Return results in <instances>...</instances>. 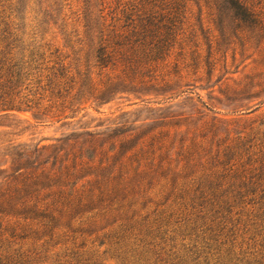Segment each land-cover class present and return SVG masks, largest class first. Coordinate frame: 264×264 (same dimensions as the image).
Returning <instances> with one entry per match:
<instances>
[{
  "label": "trees",
  "instance_id": "16d2710c",
  "mask_svg": "<svg viewBox=\"0 0 264 264\" xmlns=\"http://www.w3.org/2000/svg\"><path fill=\"white\" fill-rule=\"evenodd\" d=\"M48 1L55 10L69 5L63 3L69 0H16L15 4L32 2L39 8L36 16H44L46 12L40 9L47 10ZM226 4L239 13L254 14L243 0H226ZM76 5V21L82 31L70 46L76 48L73 56L64 55L59 48L51 51L48 43L41 42L43 38L37 39L41 19L35 18V25L25 32L20 24L23 18L15 23V16H7L0 28V113L53 108L73 112L90 100H103V93L115 83L167 87L170 80L156 72L168 57V48L160 41L151 44L143 40L155 15L149 14L144 21L111 15L107 23L103 9H97L94 0H76ZM92 66L115 74L102 81L99 72L96 80L91 76ZM98 141L94 136L86 139L91 156L73 154L69 162L68 154L63 159L55 156L50 168L40 163L32 168L11 167L12 171L3 176L0 264H36L37 252L24 249V243L12 248V243L23 241L31 245L40 242L44 248L58 246L68 264H96L97 260H116L119 264H165L168 260L170 264H264L261 251L250 254L256 257L254 261L237 256L229 239L233 232L226 235L228 249H223L212 233L213 227L226 226L235 202L244 206L250 195L257 197L259 193L264 198V188H260L264 177L255 172L264 168V139L228 136L223 141L226 144H217L209 165H203L202 158L212 150L206 152L202 140L193 139L184 145L180 139L178 155L184 162L179 168L178 161L172 169L171 162L162 156L174 144V137L168 133L154 135L146 144L139 142L117 150L114 146L107 150L102 147L105 141ZM245 150H255L260 165L244 166L240 157L232 162L231 154L241 155ZM191 166L194 169L185 172ZM165 169L170 172V186H145L144 181L153 180L157 172L166 179ZM250 185L254 187L248 189ZM254 209L261 214L264 201L257 202ZM177 216L188 217L182 231L170 229ZM202 227L200 242H183Z\"/></svg>",
  "mask_w": 264,
  "mask_h": 264
},
{
  "label": "rangeland",
  "instance_id": "374dc122",
  "mask_svg": "<svg viewBox=\"0 0 264 264\" xmlns=\"http://www.w3.org/2000/svg\"><path fill=\"white\" fill-rule=\"evenodd\" d=\"M243 1L253 10V15L237 12L227 6L226 0H94L96 8L103 9L107 23L111 15L121 20L127 15L136 21H144L151 13L155 15L153 25L149 26L150 33L143 40L151 44L160 41L168 48L165 51L168 57L156 74L160 73L170 82L161 88L115 83L103 93V100H90L80 108H73V112L66 109L62 113L53 108L41 112L0 113V182L12 171L11 167L32 168L40 163L50 168L55 156L63 159L68 154V162L73 154L84 158L91 156L86 139L92 136L98 137V144L105 141L102 145L105 149L111 150L114 146L117 150L120 146L121 149L128 148L139 142L146 144L152 136L168 133L174 137V144L162 156L171 162V169L178 161L179 168L184 162L183 156L178 155L180 139L184 145L193 139L202 140L206 152L212 150L202 158L203 165L210 164L217 144H222L228 136L242 134L254 137V140L264 139V0ZM15 2L0 0V28L8 17L15 16L14 22L23 18L20 24L25 32H30L35 18H39L43 23L37 39L43 38L41 42L48 43L51 51L59 48L64 55L73 56L76 48L70 46L82 31L81 24L76 21L79 6L76 0L63 2L69 5L63 4V8L59 6L57 10L48 1L47 10L40 9L46 12L44 16L42 13L36 16L39 8L32 2ZM90 72L95 79L101 72L98 78L102 81L115 74L97 66H92ZM125 139L129 140L123 143ZM247 151L237 156L231 154L232 162L240 157L244 166L260 165L256 162L255 150ZM193 169L188 167L185 172ZM168 172L163 170L166 179L158 172L152 175L153 180L146 179L145 186L154 189L170 186ZM255 172L264 177V168ZM261 184L260 188H264V181ZM253 187L250 185L248 189ZM261 196V193L257 197L250 195L249 203L244 206L235 202L237 206L227 217L226 226L223 229L224 225L217 229L213 227L212 233L218 244L228 249L231 240L233 251L239 258H244L243 261H254L256 257L251 253L264 252V224L257 225L264 221V211L259 214L254 209L257 202L264 201ZM253 201L256 204L253 205ZM185 218L172 219L170 229L182 231V225L187 224ZM206 223L208 225L209 221ZM202 229L204 227L186 236L188 239L183 242L190 239L200 242ZM231 232L233 236L228 240L226 235ZM22 243L24 249L29 247L37 252L36 264L69 263L64 262L68 258L62 256L58 246L44 248L40 242L31 245L30 241H23L12 243V248H18ZM96 262L119 264L116 260Z\"/></svg>",
  "mask_w": 264,
  "mask_h": 264
}]
</instances>
